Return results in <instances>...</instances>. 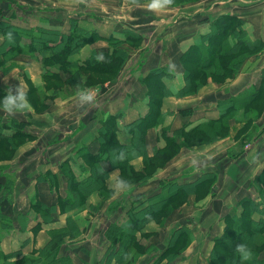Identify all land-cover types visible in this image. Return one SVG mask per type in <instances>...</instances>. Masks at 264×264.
I'll return each instance as SVG.
<instances>
[{
	"label": "rangeland",
	"instance_id": "rangeland-1",
	"mask_svg": "<svg viewBox=\"0 0 264 264\" xmlns=\"http://www.w3.org/2000/svg\"><path fill=\"white\" fill-rule=\"evenodd\" d=\"M25 3H29L32 5V8H28L31 13L35 14H42V11H50L54 10L56 8V5H59L61 7V11L59 16L63 17L66 14L67 7L71 9V11L78 12L82 15H85L87 13H91L95 17L98 18H104L108 19L107 21H112V19H120L122 21L131 22V23H137L144 26V28L148 29L151 27L149 25L152 21V12L151 10L147 9L146 2L147 0H21ZM211 1H214V3L220 1V0H172L171 4H169L165 9L159 11L160 15H164L166 12H173V8L176 7H183L187 6L188 4L195 5L200 4L199 7L204 6L207 8L209 3ZM22 5L20 2H17L16 0H8L6 2V6L8 9L20 12L22 10ZM190 6V5H188ZM215 6V5H214ZM65 7V8H64ZM169 10V11H166ZM263 11V8H261ZM3 12L1 3H0V14ZM209 13V12H208ZM47 14H51L47 13ZM171 13H169L170 15ZM67 17V16H66ZM70 19H76L78 20L79 17L77 15L72 14L70 15L68 22H69V28H70ZM256 17L252 16V21L255 20ZM264 21V15L262 17ZM213 20V19H212ZM211 20V21H212ZM210 21V23H211ZM79 22V21H78ZM113 22V21H112ZM189 22H191V19H189ZM3 23V19L0 18V25ZM183 23H179L174 28H177L178 26L182 25ZM41 26V25H39ZM1 27V26H0ZM135 32V31H133ZM137 33V32H135ZM138 38H135L133 40L127 39L126 41H123L119 43V46L122 49V53L119 55L121 56L119 60L116 61V64L114 67H111L110 69L106 64H103V62H107L106 60L101 61V63L107 67L102 68L101 71L95 70V69H69L66 70L63 74V77L65 79L59 78V77H48L44 75L45 73V65L42 63V61L37 59H22L19 58L18 60H12L8 59L5 63L0 64V94L3 93V90L7 86V84H17L18 82L21 83L23 87H25V90L28 94V99L31 102L32 108L25 112V113H17L15 116L10 117L9 114L6 111L0 110V116H1V123L10 124L15 128L23 129V131L31 133L30 131H27V129H33L36 130L35 127L29 125L30 123H35L36 125H41L43 122H45V119H47L48 116H52L57 114L55 111L57 109L61 108H71L73 107V110L76 114H79L81 116L80 118L83 120L82 108H91L92 104L90 105H84L81 106L78 102V98L76 95V88L77 86H84L91 88L96 95V99H99L98 97L100 95H104L106 92V89L108 86H111L113 83V86L111 88V91L116 90V88L122 89V87H125L123 84L122 87L120 86L125 79H128L130 77V74L133 73V65L135 63V60L137 59L136 51L141 46V42L143 40V37L140 33ZM1 35V33H0ZM3 37L5 39H8V35H4ZM9 42L8 45H13L14 42L9 36ZM263 42V41H262ZM115 42H110L107 40H93L91 43L84 44L76 53H79L81 49L88 45L90 46V51L85 59L82 61H85L86 59L90 58L92 54L95 56L99 52L107 53L108 55H117L116 52L113 50L117 49L119 46L114 44ZM117 46V47H116ZM191 46V45H190ZM189 46V47H190ZM188 47V48H189ZM75 53V54H76ZM264 53V50L261 54ZM260 54V55H261ZM74 55V54H73ZM72 56V55H71ZM249 59V58H248ZM247 59V60H248ZM32 60L39 61L42 67V73H36L34 69L30 68L32 66ZM182 59L179 57L177 60V67L179 65H182ZM246 60V61H247ZM81 61V60H78ZM245 61V62H246ZM184 65L188 67V69H191V71L194 73L196 71L195 67H193L192 63L190 61H184ZM245 64V63H244ZM130 65V66H129ZM55 66V65H54ZM129 66V67H128ZM244 65L240 69L239 73L242 71ZM30 69L33 71V73L30 71ZM263 71V70H262ZM152 72V69L149 71L148 75ZM174 74L171 75L173 77L176 74V71H173ZM183 72V71H182ZM239 73L233 77V78H226L223 82L219 81L217 79H212L211 76H203V78H200L198 81H203L204 84L199 86L196 90L192 88L191 86L188 88V90L181 95L174 94L175 92L179 91L183 88V86L186 83V79L184 76V84L179 88L174 87H168L170 90L167 94H160L157 92V84L154 82L155 80L152 78V80H148L147 77H144L142 81L140 82L141 87L144 89L145 96L149 98L148 104L149 108L147 113L149 112V117L152 116L151 122L152 125L149 126L146 129V132L144 133L145 136L147 135V132L151 130L152 128H156L159 125H162L165 119L166 112H162L161 105H159L157 102L161 100L162 98L166 96H174L179 99H185V98H191L195 97L200 93V90L206 86L208 83H213L215 85V89L213 92L208 93L202 97L204 100H211L215 99L216 105L218 109L220 106L217 104L218 100L221 97V95L226 94L223 91L228 89V85L232 80H234ZM147 75V76H148ZM70 79L71 81H69ZM7 80V81H6ZM252 88L247 89L246 91L240 93L238 98H235V101L233 104H239L243 101L244 98H247L248 95L251 93L250 91ZM223 92V93H222ZM226 98V97H224ZM153 99V102H152ZM234 99L230 100L231 102ZM160 102V103H161ZM264 101H261L259 103V100L253 101L249 106H247L249 109H247L246 113L249 115L251 114H258V118H254L250 124H247V126H250L248 130L257 128V121L260 119V117L264 113ZM254 108V109H250ZM263 107V108H262ZM158 111L157 114L155 113L152 115V110ZM220 112V109H219ZM242 109L237 110L233 112L231 119H236L235 123L231 125H226L221 122H212L205 124V120L202 122L197 123L196 125H193L191 127H188L189 125H182L180 128L173 129V136L171 138H175V142L173 144L165 145L161 149H156V151L148 156L144 153V143L139 141V136L136 131V127H134V122L129 123L128 128L126 129L127 133L131 134V142L134 145H137L139 142V147L135 148V150L130 149L128 152V162L126 161V157L118 162L113 161L109 162L106 160L107 157V149L106 144L104 141L99 139L98 135V148L97 153H105V160L110 165L111 170L109 173L105 172V178L103 179L102 183L103 185H99V182H97V185L93 181L92 184L85 187L84 185H71V180L69 178L66 179L67 174H64L63 171H68L70 168V165L68 164L67 159L61 162L59 165L61 166L59 169L61 171L60 175L54 174L53 172L49 171L48 169L44 172H32V176L28 177L27 179L20 178V176L23 174V172L28 173L32 170V168L35 166V160L36 157L43 154L44 151L50 150V147L43 148L42 146L45 145L46 141L49 139V134H45L44 136L40 137L38 139V136L32 135V136H22L18 135L14 137L13 139H10L8 142L3 143L0 145V210H5L4 215L0 216V241L3 238V233L6 230L9 229H16L22 233L28 232L27 235L30 238V240L37 241V235L40 230V226L42 227L43 223H47L50 221H44L42 214L47 213L48 211H51L50 208H47L45 205L41 204L42 197L45 193H49L47 195V201L49 203L56 202L57 196L64 192L66 194V198L74 197L78 201L76 204H73V208L67 204H64V198H60L57 200V204L59 207V215H65V225L62 230H55L51 231L57 228L61 227H54L48 229L46 231V243L42 247H34L32 248L33 254L26 253V254H17L13 255L12 257L5 259H0V264H13L14 262H18V264H27L28 262L34 263V261L37 259V262L35 264H43L46 259L41 257L40 253L38 252L40 249L44 248L51 238L55 235H57V231H61L59 233L67 232L69 229L73 228V230L70 231V233L66 234L64 237H62V242L60 246L58 247V255L62 252V250L65 248L66 244L76 243L77 245L72 247V250L69 252V254H66L69 256L72 263L76 262V264H89L90 263V243L86 241L84 238V234L87 231V226L79 227L76 219L74 218L75 215H77L80 212L85 211L87 213V219L94 218L96 216H99V218H104V213L108 210V205L110 203V198L113 196H116V192L113 188L108 187V178L110 176V172L114 169L117 173L115 176V180L118 177H122L129 181V186L127 190H121L119 196H122L123 203L128 202V207L125 212L126 217L125 220L122 221L120 216H117V214L114 216L116 219L113 220V222H110L106 225L104 229V236L106 239L107 247L105 246V249L103 251V254L101 257L97 260L96 264H121V262L116 259V256L119 253H116L117 255H114V258H112L108 263L106 261H102V257L106 255L107 249L109 244L111 243V240L108 238V236L105 234L106 229L111 226L117 224L118 226H124L126 227L129 222L131 221V211H136L138 209H141L142 207L146 206L148 204L149 194L145 196H127L131 194L132 191L136 190L137 188H143V187H149L152 185V195L156 193L161 192H168L171 190H174L176 188V185H174L175 182L180 183L178 181H175L172 178L160 176L161 170L169 171V170H178V165H180L184 158L181 155L184 152H187L190 149L197 148L206 144H210L213 142H216L218 140L222 139H229L231 141H236V154L234 155V150L232 149L230 151V156L236 157L237 155H240L241 152L248 148L249 145H245L242 143L241 136L239 137L240 133L243 132L244 128H246L244 116H242ZM63 116V115H62ZM108 118V117H106ZM35 119V120H34ZM33 122H32V121ZM66 120L70 121L72 124H75L76 122H73L74 118L69 119L66 117ZM31 121V122H30ZM111 121H102L100 124V130L102 127L107 129L109 135L111 137H114L115 130L112 127ZM200 125L199 128H196V126ZM261 129L264 127V121L260 124ZM12 127H6L5 129H11ZM162 130H165V127L161 128ZM139 132V130H138ZM137 133V135H136ZM259 131L257 136L259 135ZM175 135V136H174ZM256 136V137H257ZM239 137V138H238ZM117 142L118 139H116ZM50 145H52V141H49ZM116 142V141H115ZM123 146H127L125 144H122ZM130 145L127 147L129 149ZM242 147V148H241ZM241 148V150H240ZM123 149H126V147H123ZM83 149L79 146L74 148L72 150V154L74 157H76L78 161V166L82 169V173L80 175H86L89 176L93 175V177L101 178L102 175L100 172L98 174L95 173L94 170H91L90 167L93 166L92 161L87 159L85 155L83 154ZM19 155L20 157V167L12 166L9 162L13 157ZM46 155V154H45ZM49 155L44 157L46 158ZM19 157L17 158L19 160ZM85 157V158H84ZM40 158H43L40 156ZM108 158V157H107ZM140 158V166L139 168L135 169L134 166L130 165L129 162ZM87 166H86V165ZM205 164V165H204ZM203 166L205 168H208V163H204ZM100 167V165H98ZM97 164H96V168ZM101 168V167H100ZM65 169V170H64ZM162 172V173H163ZM66 173V172H65ZM204 174V173H203ZM200 175L199 179L202 177ZM27 177V175H25ZM215 177L217 180V176L215 173ZM264 178V167L262 168L261 172L258 175H254L252 179L248 182L246 191H248V188H252L253 195L249 197H253L254 199H261L264 200V181L261 179ZM60 179H66L64 181L63 186L60 184ZM196 179V178H195ZM26 184L32 182L33 184V190H34V196L31 200V203L29 202L26 207L24 208V212L26 211V215H30L34 221L38 220L40 222V226L36 227L37 223L33 226L32 229H23L20 226L15 225L16 223V217L20 216L19 214H15L16 217H14L13 214V208L12 205L14 203L13 197H14V189L16 185L18 184ZM189 182V181H188ZM40 184V185H39ZM216 184V183H215ZM211 186H207V183L204 185L203 189L198 188L190 189L189 192L181 195L178 199H176L174 202H171L167 206L164 207V209L161 211L162 213H159L153 220L151 219L148 221L145 225L152 222V227H156L153 231V233H149L145 229V225L142 229V231L135 232V240L141 243V247H137L134 245V247H131L127 251V257L123 261L122 264H151L153 261L157 259L159 256V253L161 250H163V247L168 245L169 242L172 241L174 238V235L178 233L177 228L183 226L184 224L192 225V223L200 222L202 220L211 219L213 220L211 222V226L214 228L217 227L218 223H222V227L220 225L221 230L223 231L225 226V215L227 212H238L242 209L240 203H236L233 208L225 212V210L228 208V204L221 205V209H219L216 205L218 199H221V201H218L219 205L226 201L227 197L230 196L231 198H236L239 194L238 190L233 189L230 193L227 191L226 194H228L227 197H219L215 191L212 192ZM8 189V190H7ZM42 189L45 193L42 192ZM130 191V192H129ZM211 191V192H210ZM99 196V200L95 203L89 201V196L93 193ZM244 193V192H242ZM150 195V197H152ZM127 196V197H126ZM207 196H212L208 203L201 204L200 202L206 198ZM134 197L136 199H140L139 197H143L141 201L136 203V200L134 201ZM158 197V196H157ZM51 199V200H50ZM71 207V208H70ZM218 209H217V208ZM67 208H70L69 210ZM200 208V209H199ZM57 209V207H56ZM55 209V211H56ZM63 211V212H62ZM220 216V217H219ZM72 220H69V219ZM218 218V219H217ZM117 220V221H116ZM217 220V221H216ZM69 221L70 225H69ZM97 221V220H96ZM218 222V223H217ZM5 224L6 226L2 225ZM67 224V225H66ZM209 226V228H211ZM191 228V227H190ZM27 230V231H25ZM192 230V229H191ZM202 234L205 235L204 232H206L205 229H201ZM200 230H195L196 234L200 232ZM210 229H208L207 234L209 233ZM83 236V237H82ZM217 233L213 236L214 238L217 237ZM194 238V231H192V240L187 245V247L183 250L181 255L187 250L189 246H191L192 241ZM214 238L212 239V247L209 251V254L207 257L202 258L204 255L208 252H200V256L203 259L202 261L199 258L196 261V264H210V257L213 252V245H214ZM116 245L119 247L118 239H116ZM151 241L149 244L148 242ZM211 241V240H210ZM120 245L122 243L120 242ZM197 247V246H196ZM260 248H254V251L259 250ZM264 251V249L262 250ZM120 252V250H119ZM218 252L225 253L227 255H231L230 252H225L223 250H218ZM28 255V256H27ZM177 256L174 258L173 256L162 260L159 264H176V260L181 256ZM27 256L26 259H21L22 257ZM133 257V258H132ZM25 260V261H24ZM219 264V263H218Z\"/></svg>",
	"mask_w": 264,
	"mask_h": 264
},
{
	"label": "crops",
	"instance_id": "crops-1",
	"mask_svg": "<svg viewBox=\"0 0 264 264\" xmlns=\"http://www.w3.org/2000/svg\"><path fill=\"white\" fill-rule=\"evenodd\" d=\"M7 1L8 0H0L3 10L0 14V18L3 19V22H8L18 27L32 28L41 25L46 28L68 32V19L70 15L72 16V14H74L79 17L78 21L81 27L96 31L100 35L124 37L125 32L129 30L140 33L143 37L141 46L135 54L137 59L133 65V73H131L130 77L125 79L120 85L122 87L124 84L125 87H122V89L116 88V90L110 92L114 83L108 86L104 95H100L98 97L99 99H96V103L92 104L91 108H82V110H84L81 114L83 120L80 118L81 116H79V114L75 113L73 107L57 109L55 111L57 116H48L41 125H36L31 120L33 123L29 125L35 127L36 130L28 128L27 131H30L31 133L29 134L32 135L36 134L38 139L45 134H49V139L42 147H50V150L44 151L43 154L40 155L43 158H40V156L36 157L35 166L32 170L26 174L23 172L20 176V178L23 179L31 177L33 175L32 172H44L47 169L61 176V171L59 169L61 166L59 164L66 159L70 165L69 170L77 176L83 174L82 169L78 166L76 157L72 154V150L79 146L80 148L97 153V139L100 133V124L102 121H105L106 117L109 115L116 116L115 135L119 143L129 146L131 134L126 132L129 123L143 117L149 108V98L145 96V91L140 84L142 79L147 77L148 80H152V72L148 75L151 69L157 67H171L176 71V74L173 77L164 76L162 82L167 87H181L184 84V76L180 69V65L177 67V60L200 35L210 30V21L219 14L230 13L239 16L244 20V28L247 30L250 38L259 39L264 43V21L262 19L264 15V0H220L216 3L211 1L207 8L204 6L199 7L201 3L195 5H191L193 4L191 3L188 4L190 6L173 8V12H167V14L165 12L163 16L159 14L160 12H152V21L149 24L151 25L149 30L144 28L141 24L122 21L118 18L112 19V22L107 21L108 19L95 17L91 13L82 15L78 12L71 11L68 7L66 10L67 15L60 17L61 7L59 5H56L54 10L42 11V14H35L31 13L28 9L32 8V5L21 0H16L22 4L20 5L22 7L20 10L22 11H13L6 6ZM261 8H263V11ZM50 12L51 14H47ZM169 13L171 14L169 15ZM252 16L256 17L255 22L252 21ZM189 19H191V22H189ZM179 23L183 24L174 28ZM0 33V44H2L5 38L1 30ZM89 51L90 46L86 45L79 53L70 56V60H83L87 57ZM18 59L19 58H17V60ZM31 64L32 66L30 68L34 69L36 73H42V67L39 61L32 60ZM262 70H264V53L258 57L249 58L245 62L239 75L230 82L228 89L223 91L226 94L221 95V97L228 98L235 96L238 98L240 93L242 94V92L249 88L253 89L254 85H256L261 78ZM30 71L33 73L31 69ZM214 89L215 85H213V83H208L195 97L188 99H179L174 96L163 97L161 110L162 112H166L165 119L162 125L152 128L147 132L146 136L144 135L143 150L145 155L150 156L156 149H161L168 144L170 138L173 136V129L180 128L183 124L191 127L208 118H216L219 115V109L215 99H202L204 95L213 92ZM66 117L69 119H76L73 121L76 123L72 124L70 121L66 120ZM263 121L264 113L257 121L259 125H257L256 130L251 128L241 139L242 143L249 145V147L244 149L240 155L236 157L230 156V151L232 149L235 152L234 155L236 154V141L233 142L229 139L218 140L182 153L181 155H183L184 161L178 165V170H169L165 172L161 170L160 174L162 175L160 176L172 178L181 183L198 178L201 174L206 172L216 173L217 180L214 193L219 195L220 198L227 197V191L230 193L233 189L241 193L236 198L228 196L226 201L220 205L218 201H221V199H218L216 206L219 209H221V205L227 206V204L229 206L225 212L230 208L232 209L241 198L253 195L252 188H248L249 192L246 191L248 187L247 184L252 177L258 175L264 167V127L261 129L260 126ZM162 127H165V130H162ZM11 131V129H4V133L6 134H11ZM258 131L260 134L257 136ZM49 141H52V145H50ZM47 153H49V155L44 158ZM18 157L19 155H15V157L7 162L12 166L18 164L17 167L23 169L19 165L20 157L19 160L17 159ZM103 158L105 160V157ZM204 163H208V168L203 166ZM129 164L134 166L135 169L139 168L141 164L140 158L130 161ZM100 167L102 170L108 169V173L111 170L106 161L101 162ZM116 171L113 169L110 172L107 181L108 187L114 190L116 181L115 176L118 172ZM25 175H27V177ZM65 180H59L62 186ZM32 184V182L26 184H20L18 182L14 189V203L12 205L13 214L14 217H16L15 214L20 215L16 217V223L14 224L19 226L20 221V226L23 229H32L38 221H34L30 215H26V211L24 212V208L29 202L31 203L34 196ZM43 190L44 189H42V192L45 193ZM120 192H116V196L108 199L110 203L108 205V210L104 213V218L96 216L87 219V213L85 211L74 216L79 227L87 226L84 238H86L85 240L88 241L91 246L89 264H96L97 260L103 254L105 246L107 247L104 236L106 225L116 219L114 217L116 214L121 217L122 221L125 220V212L129 201L126 203L121 202L124 197L119 196ZM48 194L49 193H45L42 197L46 201ZM142 195L145 197L147 195H152V185L149 187L137 188L127 196L138 197ZM135 197L134 201L136 200V203L143 198L139 197L140 199H136ZM210 198H212V196H207L200 203L202 205L206 204ZM98 200L99 196H97L95 192L89 196L90 202L95 203ZM212 221L211 219H206L200 222L196 221V223L190 225L192 231H194L192 244L178 260H176V264H196V261L201 258L199 255L200 252H208L207 254H203L204 256L202 258L208 256L213 243L211 238H214L213 236L216 233L220 235L222 233V228H220V226H223L222 223L217 222L220 226L217 225L216 228H213L211 226ZM63 225H65V215L62 214L58 215L55 221L43 223L42 227L40 226L37 241L34 243L30 240V236L27 235L28 232L22 233L16 229L6 230L0 241V249L3 252L20 250L21 254L30 253L32 248L42 247L46 243L45 233L48 229L62 227ZM152 226V222L148 223L145 225L144 230L152 233V230L156 228ZM209 226H211V228H209ZM200 228L206 230V232H204L205 235L202 234L203 231L200 230ZM208 229H210V231L207 234ZM195 230H197V232L200 230V232L196 234ZM76 243L66 244L60 255L69 254L72 247L77 245ZM202 258L200 259L201 261L203 260ZM74 264H76V262H74Z\"/></svg>",
	"mask_w": 264,
	"mask_h": 264
},
{
	"label": "trees",
	"instance_id": "trees-1",
	"mask_svg": "<svg viewBox=\"0 0 264 264\" xmlns=\"http://www.w3.org/2000/svg\"><path fill=\"white\" fill-rule=\"evenodd\" d=\"M0 26L2 34L8 35V39H5L3 43L0 44V64L5 63L8 59H37L42 61L46 67L44 75L48 77H59L62 79L66 78L63 77V74L66 73V70L69 71V69H95L101 71L102 68H107L103 64H106L109 69L114 67L116 61L121 57L119 54L123 52L119 43L126 41L127 39L133 40L139 36V34L129 30L125 32L124 37H116L114 35L103 36L96 31L81 27L76 19H70V28L68 32H62L58 29L46 28L39 25L32 28H22L8 22H3ZM9 36L14 42V46L8 45V42L10 41ZM95 39L115 42L114 44L119 46L117 49L113 50L117 55H108L107 53H104L107 62L102 61L103 64L101 61L95 59L96 56L94 54L85 61L70 60V56L75 54L84 44L91 43ZM263 50L264 43L259 39L250 38L247 30L244 28V20L242 18L230 13L219 14L211 21L210 30L205 34L200 35L180 56L182 59L180 69L184 72L186 83L182 89L174 94H184L190 86L196 90L199 86L204 84L203 81H198L200 78L202 79L203 76L210 75L212 79H217L222 82L226 78H233L239 73L248 58L258 57ZM184 61H190L196 71L193 73L191 69H188V67L184 65ZM173 71L174 70L171 67H157L152 69V78L157 84L158 93L167 94L170 92L168 87L162 82V78L164 76L173 75ZM68 80L71 81L70 79ZM235 98V96L220 98L217 103L220 106L219 115L216 118L206 119L205 124L221 122L226 125H231L235 123L236 120L231 119L233 117V112L242 109L243 113L241 115L244 116L243 121H245L246 125V128H244L243 132L239 135L242 139L248 133V128L251 126H247V124H250L254 118H258L257 116L259 114L258 112L256 114L250 113L248 115L246 113L247 109H249L247 106L255 100H259V103L264 101V70L262 71L260 80L254 85L247 98H244L239 104H233ZM232 99L234 100L231 102L230 100ZM160 102L161 100L157 103L161 105ZM254 108L250 107V109ZM152 112V115H154L155 113L157 114L158 111L152 109ZM149 114V112L146 113L143 117L134 122V127L137 128L136 131L139 133V141L143 143L144 133L146 132V129L152 125V116L149 117ZM115 119L116 116L113 115H109L108 118H106L107 121L112 122L111 128H114V130ZM7 126L12 127L11 134L4 133V129ZM199 127L200 125L196 126V128ZM18 135L27 137L32 136V134L23 131V129L15 128L10 124L1 123L0 116V145ZM99 139L101 141L103 140L106 144V153L108 157H106V160L109 162H118L119 160L122 162L124 157H126L125 162H128L129 150H135V148L139 147V142L137 145L129 143L130 147L127 149L128 146H123L121 143L117 142L116 135L111 137L107 129L104 127L100 130ZM174 142L175 138H170L167 145L173 144ZM123 147H126V149H123ZM82 149L85 157L93 163V166L90 167L91 170H94L96 174L100 172L102 180L101 178L93 177V175L88 178V174L77 176L71 170L63 171L64 174L68 173L66 179L69 178L71 180V185L85 184V187H87L94 181L96 185L97 182H99V185H103L104 188L102 181L105 178V172L107 173L108 169L102 170L98 165H100L101 162L106 161L103 158L106 156L104 155L105 153H93L84 148ZM96 164L98 168H96ZM261 180L264 181V178ZM206 183L207 186L212 184L211 189L209 190L213 192L216 183L215 173L206 172L200 179L198 177L189 182H175L174 185H176V188L174 190L170 189L168 192H158L153 194L152 197L149 196L150 201H148L146 206L136 211H131V221L126 227L115 224L106 229L105 234L111 240V243L108 246L106 255L102 257V261L104 260L108 263L114 258V255H117L116 253H119L116 256V259L122 264L127 257V251L131 247H134V245L141 247L142 245L135 240V232L142 231L144 225L151 219L153 220L159 213H162L161 211L165 206L174 202L181 195L189 192L191 188L195 190L198 188L203 189ZM65 196L66 194L62 192L57 196V200L64 198V204H69L71 207L78 201L74 197L65 199ZM41 199V204L51 209V211L42 214V217L44 218L43 220L55 221L59 215V212H57L59 210L58 204L56 203L57 200L56 202L49 203L43 198ZM238 203L241 204L242 209L238 212L230 211L226 213L224 218V229L220 235L214 238L210 264H264V251H262L264 249V200L254 199L253 197H243ZM70 208L67 209L69 210ZM3 211L5 210H0V216L5 214ZM69 220L72 219L70 218ZM70 222L71 221H69V225ZM3 226L6 225L3 224L2 227ZM39 226L40 222L37 223L36 227ZM63 228L64 227L54 230L51 229V231L62 230ZM73 229L74 227L63 233L57 231V235L53 236L49 243L38 251L41 257L46 259L43 264H74L71 262L69 256H59L57 253L58 247L63 240L62 237L70 233ZM177 231L178 233L174 235L172 241L163 247V250L160 251L157 259L151 264H159L162 260L168 258L167 256L171 258L172 256L176 257V255H181L183 250L192 240V230L188 224H184L183 226L178 227ZM116 239H118L119 247L116 245ZM120 242L122 245H120ZM150 242L151 241H149L148 244ZM241 244L246 245L247 248L250 249L251 255L247 258H245L239 250L238 246ZM258 247L260 248L259 250H253ZM218 250L230 252L231 255L218 252ZM19 253H21L20 250L3 252L0 249V259L7 260L13 255ZM30 254H33V251ZM27 256H24L21 259H26ZM18 262H14L13 264H18ZM36 262L37 259L34 263L30 261L27 264H35Z\"/></svg>",
	"mask_w": 264,
	"mask_h": 264
},
{
	"label": "clouds",
	"instance_id": "clouds-1",
	"mask_svg": "<svg viewBox=\"0 0 264 264\" xmlns=\"http://www.w3.org/2000/svg\"><path fill=\"white\" fill-rule=\"evenodd\" d=\"M171 2L172 0H147L146 7L153 12H159L165 9ZM95 59L97 61L105 60L104 53H97ZM76 95L81 106L96 103V95L91 88L78 85L76 88ZM31 108L32 105L28 99V94L25 87H23L20 82L14 85L7 84L3 90V94H0V110L6 111L10 117L15 116L17 113H25ZM128 186L129 181L122 177H118L114 185L117 192L126 190ZM238 247L245 258L251 255L250 249H248L246 245L241 244Z\"/></svg>",
	"mask_w": 264,
	"mask_h": 264
}]
</instances>
